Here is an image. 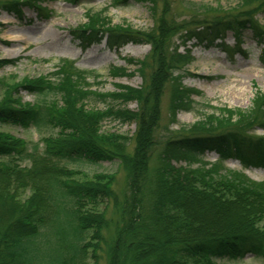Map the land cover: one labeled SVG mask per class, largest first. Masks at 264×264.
<instances>
[{
	"label": "trees",
	"instance_id": "trees-1",
	"mask_svg": "<svg viewBox=\"0 0 264 264\" xmlns=\"http://www.w3.org/2000/svg\"><path fill=\"white\" fill-rule=\"evenodd\" d=\"M48 1L54 0H0V10L21 20L22 7L28 6L44 20L51 18L41 6ZM241 1L242 11L237 12L245 17L178 22L166 17L171 0H113L114 8L131 2L151 5L156 25L146 31L105 27L107 10H88L84 26L71 31L84 49L104 35L112 48L132 42L150 46L145 59L128 60L138 66L144 81L140 88L94 91L89 79L102 76L67 59L60 60L50 76L11 85L0 79L5 90L0 124L43 134L38 142H29L0 131V264H100L103 258L106 264H217L218 259L237 261L247 255L264 264V183L224 168L230 158L244 168H264V137L247 134L257 124L264 129V94H256L254 109L247 114L225 110L220 117L212 114L196 123L193 135L175 137L167 130L158 167L150 169L159 144L156 131L165 85L171 86L173 121L181 111H192L191 98L198 93L184 86L182 74L174 73L192 60L189 51L183 54L173 47L177 35L185 42L210 44L223 41L229 31L239 42L251 31L264 57V28L253 16L264 0ZM209 9L202 8L210 14ZM10 63L14 61L1 60L0 69ZM126 71L113 67L109 73L117 77ZM20 87L37 100L22 104L14 99L12 92ZM90 99L103 101L105 108H89ZM132 101L137 110L129 108ZM106 120L135 123L134 136L103 132ZM207 151L219 154V162L210 168L206 163L196 168L174 164L191 163ZM105 161L118 162L126 172L127 193L112 239L105 233L113 176H81L71 168Z\"/></svg>",
	"mask_w": 264,
	"mask_h": 264
},
{
	"label": "rangeland",
	"instance_id": "rangeland-1",
	"mask_svg": "<svg viewBox=\"0 0 264 264\" xmlns=\"http://www.w3.org/2000/svg\"><path fill=\"white\" fill-rule=\"evenodd\" d=\"M241 4V0H171L166 17L167 19L179 18L178 22L200 18L210 19L215 16L222 19L238 15V17H245V14L240 15ZM41 6L46 9L45 11L50 14L51 18L44 20L38 18L36 12L28 6L22 7L23 19L21 20L16 17L15 13L0 10V61L4 59L14 61L0 69L1 80L11 85L20 83L25 78L37 79L50 76L56 71L58 62L67 59L74 61L80 69L94 71L102 76L98 80L89 79L88 82L94 91L111 93L118 91L120 86L140 88L143 85L144 81L138 72V66L130 65L128 60H143L148 57L149 45L132 42L120 48H112L108 45L107 36L104 35L100 42L93 43L84 49L73 37L71 31L84 26L88 10L93 12L107 10L105 27L108 24L110 26L122 25L130 26L133 30L146 31L156 25L151 5L131 2L126 6L114 8L113 0H78V2L54 0L45 2ZM162 6V3L158 5V14L161 13ZM205 6L212 8L209 9L210 14L202 10ZM219 9H223L224 13H219ZM239 10L240 12H237ZM253 16L264 28V6L258 9ZM14 39L17 42H14ZM172 43L173 47H177L183 54L191 52L192 60L183 70L174 73L175 75L182 74L184 86L198 93L191 98L192 111H181L173 121L169 110L171 86L165 85L160 101L159 127L156 131L159 144H155L153 150L151 171L158 167L160 151L167 139L165 138L167 130L175 137L193 135L191 129L196 123L205 121L212 114L220 117V111L225 110L235 113L236 110H240L247 114L254 109L256 94H264L263 48L253 37L251 31H246L238 43L233 33L229 32L224 39L228 51H223L218 45L221 41L207 45V43L200 44L195 39L185 42L177 35ZM113 67H124L127 71L122 76L112 77L109 72ZM4 91L0 89V100ZM12 94L14 99H19L22 104L34 103L37 100L33 94L21 87ZM105 106L100 100L90 99L88 102L89 108L104 109ZM129 108L137 110V102H130ZM234 119L231 125L236 123ZM102 128L103 132H114L133 137L136 125L135 123L123 124L115 120H106ZM244 129L248 132V128ZM0 131L29 142H38L43 136L35 129H23L13 125L0 124ZM247 134L252 137H264V130L257 124ZM218 158L219 155L215 151H208L191 163L180 161L174 164L196 168L206 163V166L210 168L211 164L218 161ZM71 168L80 171L81 176L83 174L87 177L95 174L113 176L114 198L110 200L107 207L110 227L105 233L109 239H112L120 222V202L127 193L126 172L118 162L110 161L96 164L82 162L71 165ZM224 168L225 172L242 173L249 180L264 183V168L251 166L243 169L240 161L235 158L225 161ZM143 202L147 203L148 199L144 198ZM215 261L217 264H263L261 260L252 255H247L237 261L228 259ZM100 264H106V259H101Z\"/></svg>",
	"mask_w": 264,
	"mask_h": 264
},
{
	"label": "bare ground",
	"instance_id": "bare-ground-1",
	"mask_svg": "<svg viewBox=\"0 0 264 264\" xmlns=\"http://www.w3.org/2000/svg\"><path fill=\"white\" fill-rule=\"evenodd\" d=\"M14 42H17L15 39L13 40ZM19 42V41H18Z\"/></svg>",
	"mask_w": 264,
	"mask_h": 264
}]
</instances>
